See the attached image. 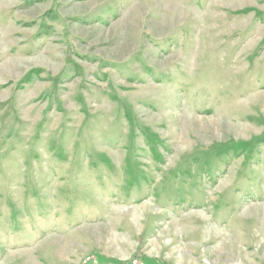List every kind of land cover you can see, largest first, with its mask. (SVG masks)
Here are the masks:
<instances>
[{
	"label": "rangeland",
	"instance_id": "obj_1",
	"mask_svg": "<svg viewBox=\"0 0 264 264\" xmlns=\"http://www.w3.org/2000/svg\"><path fill=\"white\" fill-rule=\"evenodd\" d=\"M0 264H264V0H0Z\"/></svg>",
	"mask_w": 264,
	"mask_h": 264
}]
</instances>
